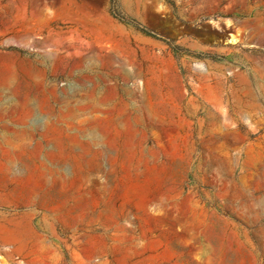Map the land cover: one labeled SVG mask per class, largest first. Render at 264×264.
I'll list each match as a JSON object with an SVG mask.
<instances>
[{"label":"rangeland","instance_id":"374dc122","mask_svg":"<svg viewBox=\"0 0 264 264\" xmlns=\"http://www.w3.org/2000/svg\"><path fill=\"white\" fill-rule=\"evenodd\" d=\"M0 264H264V0H0Z\"/></svg>","mask_w":264,"mask_h":264}]
</instances>
